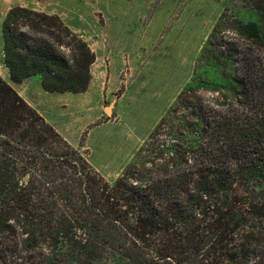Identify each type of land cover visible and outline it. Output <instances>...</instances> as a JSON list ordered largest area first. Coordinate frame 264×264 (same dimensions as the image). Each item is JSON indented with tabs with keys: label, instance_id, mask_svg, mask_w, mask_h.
Returning a JSON list of instances; mask_svg holds the SVG:
<instances>
[{
	"label": "trees",
	"instance_id": "1",
	"mask_svg": "<svg viewBox=\"0 0 264 264\" xmlns=\"http://www.w3.org/2000/svg\"><path fill=\"white\" fill-rule=\"evenodd\" d=\"M221 15L191 81L114 181L0 78V264H264V0ZM13 83L81 94L96 57L55 14L10 8Z\"/></svg>",
	"mask_w": 264,
	"mask_h": 264
},
{
	"label": "rangeland",
	"instance_id": "2",
	"mask_svg": "<svg viewBox=\"0 0 264 264\" xmlns=\"http://www.w3.org/2000/svg\"><path fill=\"white\" fill-rule=\"evenodd\" d=\"M15 6L55 14L96 60L91 91L55 104L56 131L91 167L114 181L191 81L209 34L223 13L246 21L236 0H0L1 23Z\"/></svg>",
	"mask_w": 264,
	"mask_h": 264
},
{
	"label": "crops",
	"instance_id": "3",
	"mask_svg": "<svg viewBox=\"0 0 264 264\" xmlns=\"http://www.w3.org/2000/svg\"><path fill=\"white\" fill-rule=\"evenodd\" d=\"M2 41V39H1ZM0 78L8 83L18 95L31 106L48 124H50L55 130L57 129V121L53 120L52 112L55 104L61 107H67L66 104H70L72 96H86L91 91V82L87 88V91L81 94H50L41 88L40 78L38 76L30 77L21 83H13L9 79V73L5 71Z\"/></svg>",
	"mask_w": 264,
	"mask_h": 264
}]
</instances>
